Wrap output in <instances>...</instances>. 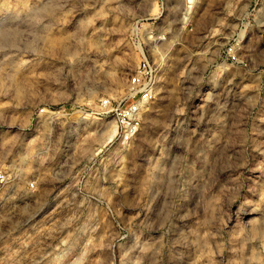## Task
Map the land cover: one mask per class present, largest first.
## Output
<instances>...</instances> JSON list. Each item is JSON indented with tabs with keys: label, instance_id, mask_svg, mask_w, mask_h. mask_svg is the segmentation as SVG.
<instances>
[{
	"label": "clouds",
	"instance_id": "1",
	"mask_svg": "<svg viewBox=\"0 0 264 264\" xmlns=\"http://www.w3.org/2000/svg\"><path fill=\"white\" fill-rule=\"evenodd\" d=\"M0 264H264V0H0Z\"/></svg>",
	"mask_w": 264,
	"mask_h": 264
}]
</instances>
